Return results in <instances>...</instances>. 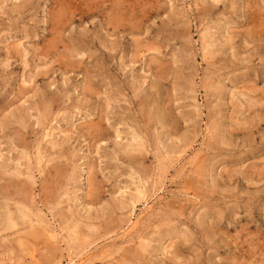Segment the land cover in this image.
<instances>
[{
    "label": "rangeland",
    "instance_id": "374dc122",
    "mask_svg": "<svg viewBox=\"0 0 264 264\" xmlns=\"http://www.w3.org/2000/svg\"><path fill=\"white\" fill-rule=\"evenodd\" d=\"M0 264H264V0H0Z\"/></svg>",
    "mask_w": 264,
    "mask_h": 264
}]
</instances>
